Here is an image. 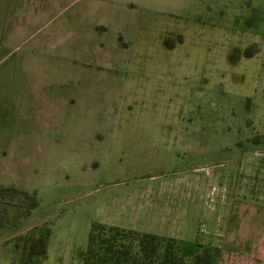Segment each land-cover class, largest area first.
<instances>
[{"label": "rangeland", "instance_id": "rangeland-1", "mask_svg": "<svg viewBox=\"0 0 264 264\" xmlns=\"http://www.w3.org/2000/svg\"><path fill=\"white\" fill-rule=\"evenodd\" d=\"M113 3L130 13L131 49L91 80L37 83L68 94L50 125L21 123L2 98L32 90L18 69L36 67L0 62V140L24 138L0 150V264H84L99 224L98 240L122 231L116 245L138 257L152 233L184 264L249 245L264 194V0Z\"/></svg>", "mask_w": 264, "mask_h": 264}, {"label": "crops", "instance_id": "crops-1", "mask_svg": "<svg viewBox=\"0 0 264 264\" xmlns=\"http://www.w3.org/2000/svg\"><path fill=\"white\" fill-rule=\"evenodd\" d=\"M131 36L130 13L116 7L113 0H0V62L10 60L13 72L17 65L36 67L27 73L17 68L21 80L29 82L27 87L32 90L2 92V98H10L21 123L27 120L29 126H48L51 113H60L52 105L66 104L68 94L50 93L37 83L61 76L74 82L91 80L99 76L101 65H112L119 57L124 58L125 51L131 49ZM19 49L26 50L27 57H18ZM4 105L0 103L2 116L8 113ZM23 113L33 121L29 122L28 116L25 119ZM6 125L0 123V129ZM19 141L24 144L18 133L7 142L0 140L3 155L6 148ZM254 195L248 247L222 248L218 264H264V217L259 215V210H264V194L258 190Z\"/></svg>", "mask_w": 264, "mask_h": 264}, {"label": "trees", "instance_id": "trees-1", "mask_svg": "<svg viewBox=\"0 0 264 264\" xmlns=\"http://www.w3.org/2000/svg\"><path fill=\"white\" fill-rule=\"evenodd\" d=\"M99 228H103V225H96L94 230L97 231ZM94 230L89 234L84 264H105L109 260L112 264H129V261L133 264H184L178 258L173 243H170V241L166 243L163 251L159 252L156 235L152 233H143L138 237L140 255L137 257L136 255L129 254L128 247L116 245V241L113 240L118 235L122 236V231H114L112 233L113 238H101L98 240ZM95 241H98L100 246H102L100 249L104 251L103 255H100L99 258L97 257L98 259L96 258L97 253L94 251L93 245H91ZM219 252L217 248L206 246L200 253L195 255L193 264H217Z\"/></svg>", "mask_w": 264, "mask_h": 264}]
</instances>
